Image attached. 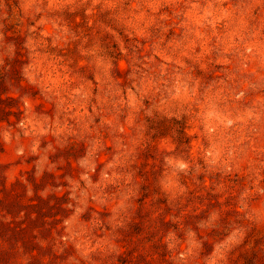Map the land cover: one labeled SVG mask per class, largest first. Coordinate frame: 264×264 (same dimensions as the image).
<instances>
[{"label":"rangeland","instance_id":"374dc122","mask_svg":"<svg viewBox=\"0 0 264 264\" xmlns=\"http://www.w3.org/2000/svg\"><path fill=\"white\" fill-rule=\"evenodd\" d=\"M0 264H264V0H0Z\"/></svg>","mask_w":264,"mask_h":264}]
</instances>
